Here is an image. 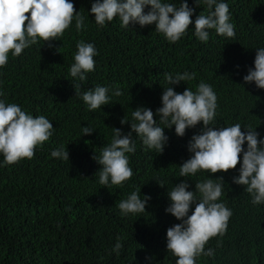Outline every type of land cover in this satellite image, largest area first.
<instances>
[{"label": "trees", "instance_id": "trees-1", "mask_svg": "<svg viewBox=\"0 0 264 264\" xmlns=\"http://www.w3.org/2000/svg\"><path fill=\"white\" fill-rule=\"evenodd\" d=\"M69 2L85 17V29L77 31L74 18L63 36L52 41L53 47L40 40L18 57L10 52L8 63L0 68V100L19 105L33 118L43 115L54 127L31 160L0 166V264H176L178 258L166 249V231L180 221L165 212L170 204L167 193L181 181L189 184L188 191H195L197 182L219 177L224 186L217 202L232 216L225 234L205 244V251L213 249L214 256L201 255L196 264H264V203L250 207L246 186L232 182L239 175L243 153L228 172L198 171L180 177L179 166L191 156L188 141L202 123L186 129L183 137L175 134L174 125L165 128L169 139L161 154L146 149L134 134L136 150L126 153L133 176L122 187L101 185V166L93 159L110 144L112 128L130 131V124H120L124 116L133 122L131 114L138 106L155 114L164 88L196 92L201 81L217 88L213 127L240 123L242 131L250 126L258 139L264 138V93L254 83L241 86L237 75L238 69L254 67L256 49L264 47V0H217L228 4L236 36L229 39L211 29L207 42L194 35L195 18L207 14V6L203 0H187L195 9L193 24L176 43L157 32L155 24L121 27L119 16L100 27L90 13L95 0ZM161 2L178 8L182 0ZM144 10L147 13L150 6ZM81 40L92 43L98 53L93 57L95 70L85 74L84 82L69 73ZM184 72H195V79L167 84L165 73L174 77ZM73 83L81 84V93L97 85L110 87L112 103L89 111L75 96ZM112 86L123 94L114 96ZM87 126L95 130L82 135L81 127ZM61 145L68 161L50 155ZM242 147L246 150V142ZM139 188L141 198L151 197L145 212L122 216L118 203ZM117 237L123 245L119 255L112 251Z\"/></svg>", "mask_w": 264, "mask_h": 264}, {"label": "clouds", "instance_id": "clouds-1", "mask_svg": "<svg viewBox=\"0 0 264 264\" xmlns=\"http://www.w3.org/2000/svg\"><path fill=\"white\" fill-rule=\"evenodd\" d=\"M203 3L207 6V14L196 16L194 35L201 42H207L208 30L214 29L217 35L234 39L236 32L234 25L229 22L228 4L218 3L217 0H203ZM145 6H150L147 13ZM194 10L189 7L187 0H182L178 8L175 4L162 3L161 0H95L90 13L100 27L116 16L121 20V27L125 28L137 24L141 27L155 24L157 32L162 33L170 43H176L193 24ZM74 18L77 31L86 28L85 17L69 0H0V68L8 63L10 52L13 57H18L24 49L40 40L47 43L48 47H53L52 41L63 36ZM76 48L69 73L71 77L84 82L87 79L85 74L95 70L93 57L98 53L92 43L83 40L76 43ZM237 75L241 86L254 83L264 93V47L256 49L254 67L238 69ZM195 77V72H184L174 77L165 73L168 85H178ZM73 87L75 96H80L89 111L112 103L108 95L110 87L97 85L82 93L81 84L73 83ZM112 87H115L114 96L123 94L118 87ZM216 91V87L212 88L203 81L197 85L196 92L186 87L181 94L167 87L161 96L162 106L156 109L155 114L150 108L138 106L131 114L133 122L124 116L120 124H130V131L124 133L119 128H112L110 144L101 149L99 158L93 156L101 166L97 171L99 183L106 188L113 185L122 187L125 181L131 179L133 171L126 153L136 150L134 134L141 139L146 149H154L161 154L169 139L164 133L165 128L174 125L175 134L183 137L186 129L202 123L199 133L188 141L187 150L191 156L179 166L180 177L195 175L198 171L209 174L228 172L236 168L243 153L239 175L234 176L232 182L246 186L244 190L252 197L250 207L259 208L256 204L264 203V138L258 139L259 133L250 126L244 127L242 131L240 123L224 128L213 127L218 107ZM0 95L3 93L0 92ZM154 115L158 119H154ZM94 130L92 126L81 127L82 135H91ZM53 132V124L43 115L33 118L19 105L5 104L0 100V154L3 155V164L0 166L12 165L22 159L31 160L36 147L48 141ZM245 142L246 150L242 147ZM50 155L56 159L69 160L64 145L54 149ZM156 182L164 187L163 181ZM223 186L222 177L208 178L197 182L195 191H188L189 184L181 181L167 193L170 204L165 212L180 221L166 231V249L178 258L176 264H196V258L201 255L214 256L213 249L205 251V244L210 238L225 234L232 216L229 208L217 202ZM150 199L147 195L141 198L139 188L117 206L122 216L143 213ZM122 247L121 238L117 237L112 251L119 255Z\"/></svg>", "mask_w": 264, "mask_h": 264}]
</instances>
